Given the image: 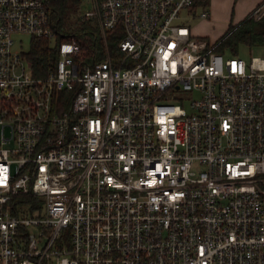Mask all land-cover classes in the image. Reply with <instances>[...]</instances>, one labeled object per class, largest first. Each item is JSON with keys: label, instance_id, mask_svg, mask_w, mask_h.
<instances>
[{"label": "built area", "instance_id": "built-area-1", "mask_svg": "<svg viewBox=\"0 0 264 264\" xmlns=\"http://www.w3.org/2000/svg\"><path fill=\"white\" fill-rule=\"evenodd\" d=\"M87 1L115 58L0 0V264H264V57L194 36L200 0ZM22 33L56 47L45 74Z\"/></svg>", "mask_w": 264, "mask_h": 264}, {"label": "trees", "instance_id": "trees-1", "mask_svg": "<svg viewBox=\"0 0 264 264\" xmlns=\"http://www.w3.org/2000/svg\"><path fill=\"white\" fill-rule=\"evenodd\" d=\"M208 0H200L206 4ZM48 9L49 23L55 32L56 42L74 40L81 48V60L87 63L105 58L109 53L118 56V36L107 33L102 36L94 18H82L80 10L83 0H43ZM242 42L264 47V15L260 19L247 16L239 24L229 27L215 41V49L225 52L228 48L236 54L237 45ZM31 69L36 75H43L51 68L57 58L56 47L49 39L31 36L29 49L25 52ZM69 103L62 105L67 108Z\"/></svg>", "mask_w": 264, "mask_h": 264}, {"label": "rangeland", "instance_id": "rangeland-1", "mask_svg": "<svg viewBox=\"0 0 264 264\" xmlns=\"http://www.w3.org/2000/svg\"><path fill=\"white\" fill-rule=\"evenodd\" d=\"M87 7L88 1L83 0L81 8L85 9ZM208 11L211 12L210 9ZM246 17L245 15L240 16V12L237 9L230 7L228 10L221 9L217 15L214 13V15L211 14L207 17H189L186 22L194 36L203 37L211 42H215L229 27L239 24ZM12 38L13 52H19L21 50L26 52L29 49L31 41L30 35L26 33L15 34ZM224 53L225 55H232L233 51L227 48ZM235 53L248 62L254 56L264 57V47L259 45L249 46L248 44L240 42L236 47ZM193 96L196 97L197 94ZM187 105L188 101L185 100L184 106L187 107Z\"/></svg>", "mask_w": 264, "mask_h": 264}, {"label": "crops", "instance_id": "crops-1", "mask_svg": "<svg viewBox=\"0 0 264 264\" xmlns=\"http://www.w3.org/2000/svg\"><path fill=\"white\" fill-rule=\"evenodd\" d=\"M262 0H208L206 5L209 15H217L221 9L228 10L230 7L237 9L240 12V16H248L250 12L261 2ZM208 15V16H209Z\"/></svg>", "mask_w": 264, "mask_h": 264}]
</instances>
